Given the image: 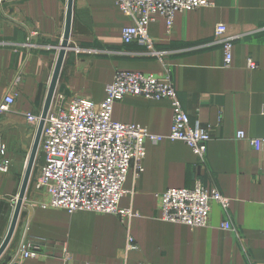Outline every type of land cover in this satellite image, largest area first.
<instances>
[{"label": "crops", "instance_id": "0c3cea01", "mask_svg": "<svg viewBox=\"0 0 264 264\" xmlns=\"http://www.w3.org/2000/svg\"><path fill=\"white\" fill-rule=\"evenodd\" d=\"M212 5L177 12L170 33L167 20L149 25L164 61L123 41L121 30L132 24L115 0H73L69 47L55 95L101 102L117 71L165 76L173 85L193 126L210 127L203 158L181 140L146 143L144 170L131 171L120 205L138 216L122 221L113 213L43 208L48 201L37 189L42 159L38 156L19 221L0 257L9 264L25 234L39 242L38 255L25 264H264V168L251 138H264V0H211ZM68 0H5L0 4V103L15 93L10 109L0 113V138L11 158L0 171V245L20 193L35 139L36 125L26 114L41 115L64 37ZM225 23L235 41L233 60L215 43V26ZM88 50L92 52H87ZM252 57L257 69L247 67ZM54 95V96H55ZM113 119L167 135L173 123L168 99L127 95L114 104ZM238 131L246 138L239 139ZM36 168V170H35ZM231 199L226 210L211 204L207 226L191 228L160 218L159 194L192 188L196 180ZM230 220L234 229L221 224ZM135 249H128V238ZM68 251L70 258L65 257Z\"/></svg>", "mask_w": 264, "mask_h": 264}, {"label": "built area", "instance_id": "2783aa9c", "mask_svg": "<svg viewBox=\"0 0 264 264\" xmlns=\"http://www.w3.org/2000/svg\"><path fill=\"white\" fill-rule=\"evenodd\" d=\"M5 0H0L2 4ZM122 12L132 19V24L121 30L125 43H137L144 53L164 61L167 51L156 47L149 34V25L157 17L167 20L170 33L177 12L191 11L212 5L211 0H115ZM215 43L224 50V64L229 67L233 60V47L240 34H229L225 23L215 26ZM87 52H92L88 50ZM247 67L257 69L259 64L247 59ZM127 95L149 99H168L172 103L173 123L167 135L154 134L135 123H124L113 119L114 104ZM63 96H54L45 118L38 156L41 157L40 174L36 178L37 189L44 190L49 199L41 201L43 208H62L70 213L93 211L113 213L124 222L138 216L131 207L120 205L128 192L125 182L132 171L139 178L144 170L147 154L146 143H159L165 139L181 140L192 151L203 158L211 140L210 127L193 126L182 106L173 85L170 73L157 76L133 71H117L106 85V96L101 102L85 97H74L68 103ZM15 102V93L9 92L0 103V113L8 111ZM28 121L36 128L40 115L27 113ZM239 139L246 138L238 131ZM251 145L262 156L264 168V138H251ZM37 156V158H38ZM11 158L7 145L0 138V171L9 172ZM160 218L173 223H182L191 228L209 224L211 204L217 202L228 209L231 199L217 188H207L197 179L192 188H170L159 194ZM223 229L233 230L230 220L221 224ZM39 242H31L23 236L9 264H25V260L38 255ZM127 248H136L132 236ZM65 257L70 258L68 251ZM249 264H261L251 261Z\"/></svg>", "mask_w": 264, "mask_h": 264}, {"label": "water", "instance_id": "95a60500", "mask_svg": "<svg viewBox=\"0 0 264 264\" xmlns=\"http://www.w3.org/2000/svg\"><path fill=\"white\" fill-rule=\"evenodd\" d=\"M72 15H73V0H68L64 37H63V40L61 42L58 59H57L56 66L54 69L50 88H49V91H48V94L46 97L45 105H44L43 111L40 115V122L38 124L37 129H36L35 139H34L33 146L31 149V153H30V156H29V159L27 162L26 170H25L24 177L22 180L20 193L18 195L16 204H15L12 220H11L8 232H7L4 240L2 241V243L0 245V257L2 256V254L7 249L8 245L10 244L12 237L15 233V230H16V227H17V224L19 221V217L21 214V210L23 207L24 199L26 197V194H27V191L29 188V184L31 181V177L33 174V170H34L35 163H36L37 156H38V152H39L41 134H42L45 118L47 116L48 110H49L51 103H52V100L54 98L57 82H58L60 72H61V68H62L63 61H64V57H65L66 51L69 47Z\"/></svg>", "mask_w": 264, "mask_h": 264}, {"label": "rangeland", "instance_id": "374dc122", "mask_svg": "<svg viewBox=\"0 0 264 264\" xmlns=\"http://www.w3.org/2000/svg\"><path fill=\"white\" fill-rule=\"evenodd\" d=\"M36 132V131H35ZM36 134V133H35ZM36 169V168H35Z\"/></svg>", "mask_w": 264, "mask_h": 264}, {"label": "trees", "instance_id": "16d2710c", "mask_svg": "<svg viewBox=\"0 0 264 264\" xmlns=\"http://www.w3.org/2000/svg\"><path fill=\"white\" fill-rule=\"evenodd\" d=\"M36 170V169H35Z\"/></svg>", "mask_w": 264, "mask_h": 264}]
</instances>
